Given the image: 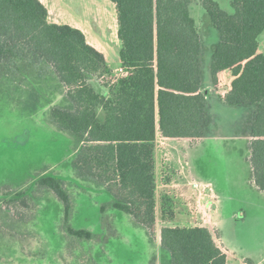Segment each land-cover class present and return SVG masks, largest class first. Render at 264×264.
<instances>
[{"label":"trees","instance_id":"1","mask_svg":"<svg viewBox=\"0 0 264 264\" xmlns=\"http://www.w3.org/2000/svg\"><path fill=\"white\" fill-rule=\"evenodd\" d=\"M110 1L126 75L102 86L92 84L114 75L81 30L49 22L40 0H0V80L25 83L33 78L31 83H41L50 78L63 88L64 104L52 106L48 114L54 127L74 141L71 167L76 177L103 187L112 197L101 205L102 225L110 227L106 212L118 210L152 236L157 136L198 141L209 131L201 86L202 40L190 16L193 0ZM200 3L219 34L210 66L218 99L229 106H255L250 179L264 192V51L258 43L264 0H233L232 13L214 0ZM226 77V91L219 92ZM37 186L63 204L70 236L96 237L69 227L71 201L63 181L41 177ZM14 196L6 203L31 211L23 192ZM160 211L163 223L174 221V202L167 194L160 197ZM159 236L166 264H226L225 253L205 227L163 226ZM156 262L153 257L149 264Z\"/></svg>","mask_w":264,"mask_h":264},{"label":"rangeland","instance_id":"2","mask_svg":"<svg viewBox=\"0 0 264 264\" xmlns=\"http://www.w3.org/2000/svg\"><path fill=\"white\" fill-rule=\"evenodd\" d=\"M47 1L57 11L60 23L80 29L89 44L103 45V54L109 65L114 66L119 60L120 42L116 37L115 7L110 0ZM214 1L222 10L232 13L233 0ZM190 16L202 40L201 86L210 126L198 141H170L169 144L159 136L158 140L163 143H156L159 152L157 205L152 236L130 215L118 210L106 212L110 227L102 225L101 205L110 202L112 197L103 187L76 177L71 167L74 141L54 127L48 114L52 106L64 104L63 88L50 78L41 83H31L33 78H26L25 83L0 80V264H149L153 257H157L156 264H166L159 245V232L164 225L160 197L165 194L163 184L176 181L179 172L182 182L188 181L193 189L194 185L197 190L203 185L208 201L215 204L214 215L221 220L220 236L217 229L213 230L216 242L219 237L224 247L238 258L264 257V211L256 217L251 207L253 203L255 208L260 204L259 198L264 200V194L250 181L249 131L255 106H229L218 99L210 66L219 34L200 0H193ZM258 43L264 51V31ZM113 75L111 79L102 77L91 83L102 86L120 77ZM228 79L220 81L219 92L226 91ZM164 147L170 166L166 165L165 150L163 158L160 157ZM41 177L64 182L71 201L69 227L90 232L95 238L80 240L70 236L63 204L51 191L38 188L37 180ZM18 192L31 200V211L17 207L18 203H6ZM198 199L201 197L193 195L191 201ZM203 201L202 197L200 202ZM174 207L178 215L182 214L183 207L178 200ZM196 211L186 217V222L167 221L166 225L210 226L203 208L201 212ZM177 217V220L184 219Z\"/></svg>","mask_w":264,"mask_h":264},{"label":"crops","instance_id":"3","mask_svg":"<svg viewBox=\"0 0 264 264\" xmlns=\"http://www.w3.org/2000/svg\"><path fill=\"white\" fill-rule=\"evenodd\" d=\"M40 2L48 10V15H49L48 20H49V22L56 23V24H62V23L59 22L57 11L55 9H53L52 6H50V3L47 0H40ZM116 37H117V31H116ZM91 46H93L96 50H98L100 53L103 54V50H104V46L103 45H99V46L91 45ZM104 57H105V60L107 62V65L113 71V74L119 75V71L122 70L121 69L120 60H118L114 64V66H110L109 63H108L107 57L105 55H104ZM159 136L164 141H167L169 144H170V141H177V142H187L188 141V140H180V141L179 140H170V139L163 138L161 135H158L157 139H156V143H159V144L163 143V141L158 140ZM163 151H164V154H165L164 156H166L165 158L167 159L166 162H168L167 164L165 162V164L170 166L169 155L167 156V149L165 147L162 150H160V157L163 158V156H162L163 155ZM158 157H159V152H158V150H156L155 151V178L157 177V171H158ZM250 181H251V179H250ZM183 182L181 180V176H180V172H179V176L177 177L176 181H170L168 183H164L163 184L165 194L169 195L170 198H172V200H174L173 201L174 205H175V200H178L179 204L183 207L182 214H179V215L182 216V218H184V219H179V220H177V218H178L177 216H179L177 214L178 209H175V207H174V213H175L174 221L177 222V221L181 220V222H186V220H187L186 217H188V215H190V216L194 215L197 212L196 210H199L201 212V210L203 208L204 216L207 218V221L209 222L208 224L210 226L198 225V224L197 225L196 224L195 225H190V226H188V225H184V226L173 225L172 226V225H166V223H164V225H162L161 227H163V226H167V227H186V228H189V227H205L212 234L214 233L213 230L217 229L218 232H219V236H220L219 225L221 223V220H220L218 215H216V214L214 215V212L216 210V206H215L214 203H211L210 201H208L207 196L204 193V186L203 185L199 186L198 187L199 190H197L195 188V185H194V189H193L188 181L187 182L183 181ZM251 184H253L252 181H251ZM253 186H254V184H253ZM156 188H157V186H156ZM195 189L197 191H199V193ZM256 190L258 192H261V193L264 194V192L259 191L257 188H256ZM155 195H156V193H155ZM193 195H194V197H197V198H200V197H201V199H202V197L204 198V201L202 202V203H204L203 206H202V203L200 202L201 199H198L197 201L193 200L194 202L191 201ZM262 198H263V196H262ZM259 200H261V202H260V204H258V206L256 208L253 205L254 203L251 204V207L253 208V213L255 215H258L256 217H260V215H262L263 211H264L263 210L264 209V200H262L261 198H259ZM195 203H197V206L194 205ZM195 207H197V209H195ZM246 210H248V209H246ZM213 216H215V218H213L214 222L212 223L211 220H212ZM159 234H160V232H159ZM214 239H215V237H214ZM215 241H216V239H215ZM216 243L221 247L222 251L226 255V264H260V260H264V257L262 259L255 260L254 258H252L249 255L248 256H241L240 258H238V257H236L235 253L232 250H228L227 248L224 247V245H223V243H222V241H221V239L219 237L217 238V242Z\"/></svg>","mask_w":264,"mask_h":264},{"label":"built area","instance_id":"4","mask_svg":"<svg viewBox=\"0 0 264 264\" xmlns=\"http://www.w3.org/2000/svg\"><path fill=\"white\" fill-rule=\"evenodd\" d=\"M124 75H126V72L123 71V70H120V71H119V76H124Z\"/></svg>","mask_w":264,"mask_h":264}]
</instances>
